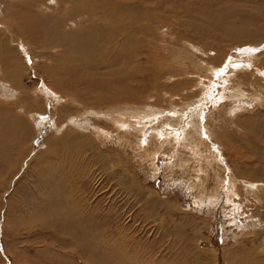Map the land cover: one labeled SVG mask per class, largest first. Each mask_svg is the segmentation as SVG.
Returning a JSON list of instances; mask_svg holds the SVG:
<instances>
[{
    "label": "rangeland",
    "instance_id": "1",
    "mask_svg": "<svg viewBox=\"0 0 264 264\" xmlns=\"http://www.w3.org/2000/svg\"><path fill=\"white\" fill-rule=\"evenodd\" d=\"M9 1L0 0V58L18 51L23 104L7 114L17 101L0 78V120L20 116L25 132L15 138L22 155L14 144L0 149V264H236L264 251V199L244 201L236 216L226 204L230 181L264 184V104L253 96L264 89L246 79L253 86L235 101L225 90L233 84L221 81L228 69L260 77L254 58H264V0L143 5L151 27L142 50L172 70L157 84L145 72L133 75L135 102L124 104L117 70L139 62L89 59L66 68L59 49L13 42L3 28ZM218 51L226 53L222 66L207 65L219 62ZM165 93L175 95L170 103ZM140 96L147 98L137 103ZM67 118L82 127L65 130ZM198 190L215 191L217 204Z\"/></svg>",
    "mask_w": 264,
    "mask_h": 264
},
{
    "label": "bare ground",
    "instance_id": "2",
    "mask_svg": "<svg viewBox=\"0 0 264 264\" xmlns=\"http://www.w3.org/2000/svg\"><path fill=\"white\" fill-rule=\"evenodd\" d=\"M153 1L154 0H10L8 9L11 10V12L7 17V21L3 24V28L6 31L10 30L12 35L16 36V39H14L13 42L18 43V45L21 43H25L27 45L29 44L30 46L32 44H40L42 47L49 48L52 46V48H55L56 50L59 49V54L61 56H66V58L63 59L64 61H67V63H65L64 65V67L66 68L69 67V63L72 64L71 67H74L75 64H83L89 66V59H97L98 66L106 65L105 63L109 62L110 60L112 64L116 66L120 63H125L129 66L134 61H136L137 63L139 62L137 64V67L134 66L135 68H132L130 70L127 69L124 71V68L117 70V72L121 73L119 74V77H116L115 81V85H117L118 87V89H116L118 93L120 92L121 94V97L119 98V100H117V102H130L134 101V95L133 89L128 85V81L135 79L133 75H135L139 71L145 72V74L150 75L153 81L157 84L159 78H165L167 74H171L170 71L172 70V67L168 68L166 71L163 70L162 68L164 64L161 65L162 60L160 61L161 63L156 64L154 59L147 57V54L142 50L143 47H147V44L141 38V36L143 35L142 32L146 31L148 33L151 26L147 25V23L150 22L148 21L149 18L147 17V11L150 9H146L147 11L145 12H140V8H144L145 6L143 5H147L150 3L153 4ZM78 18H84L83 22L79 21ZM102 20L104 21L103 28L101 25H97L98 23H101ZM142 21L146 23V27L142 26ZM79 22L81 23L79 24ZM87 22L89 23V26L82 25L83 23ZM71 23H78L81 26H79L78 29H69V24ZM140 32L141 35H139ZM3 49L4 48L0 50V56ZM16 52L18 51L10 50L8 52L5 49L4 57L2 59L0 58V78L10 85V90L13 93L10 96L7 95V97H9V99H11L12 101H17V103L13 104L12 106H7V109L10 110L7 111V114L12 113L11 110H14L13 107H17V105L23 104V100L21 98L22 95L20 91L17 90L18 81L20 80L18 78L20 77L18 76V69L19 66H21V60L19 58V54ZM218 53V59H220L219 62H217V60H214V58L209 59L206 64L213 65L215 67L222 66L221 61L226 57V53L222 51H218ZM262 55L263 54L254 58L255 61H257V63L255 62V66H257V68L260 70V77H256L254 75L256 77L255 78L252 75H248L245 73L234 75V69V72H229V69L224 72V77L221 78V81L226 79L229 83L228 85L233 84L232 88H230V86H227V88L225 89L226 91H230L231 95L229 97H232L235 101H240L242 95L244 93H247V90L253 86L247 82L246 79L249 78H253L255 79V82L260 83L259 85L261 86H256V88L259 87L260 91H263L264 84H262L261 82H264V58H260ZM138 57H143L145 59V62L143 63L145 67H143V65L141 67L139 66L141 65V61H137ZM175 63V67L181 64L178 62ZM234 66L235 65L233 63V67ZM237 66L238 65H236L235 67L237 68ZM207 73H209V70H207ZM239 87H241V89ZM154 88V91L158 92L157 85L154 86ZM7 93H10V91H7ZM262 94L263 93L258 94L256 91L255 95H253L255 100H258L260 104H264V95ZM165 95L168 96L167 101L169 103L171 99L175 97V95L172 94L165 93ZM50 96V99H52L53 102H61L59 100L60 96L57 97L54 93H51ZM150 97H152V94ZM188 97L189 96H186L187 99L183 98V100H188ZM146 98L140 96L138 99H136V102L142 103L143 99ZM156 98H158V100H160L162 103L167 104L162 101V98L160 99V97L157 96L155 97V99ZM1 114L2 113L0 111V115ZM2 118H4V120H0V149L4 148L6 145L14 144L16 150L20 151V154L22 155V143L18 139H15L16 137L21 138L22 136H24L25 131H23L22 128L19 131L17 128V125L22 122V119L20 118V116H14L12 120H10V118H8V115H6V117L2 116ZM66 121L68 122L64 126L65 130L71 127H77L79 129L82 127L78 122H75L72 119L68 120L67 118L65 122ZM243 124L244 121L242 125ZM86 125H88V121H86ZM57 128L58 127H56V129ZM14 135L16 136L14 137ZM198 143L201 144V141L198 140ZM195 144L198 150L197 142H195ZM195 155L200 158L199 161L204 159V157H202L200 153H196ZM209 156L212 157L211 155ZM236 183V180L230 181L228 188H226V204L232 206L233 209L231 210V212L233 216H236V214H238L241 210L244 211V208L248 207H245L246 204H244V201H246L249 205H253L254 202H251L252 200H257L258 202H260L264 199V184L242 182L243 186L237 187ZM195 188L197 187H194L193 189ZM198 192L200 194V200L205 201L206 204H217L218 197L215 191L209 193L207 191L201 192L198 190ZM205 202H203V204H205ZM51 215H48L47 217H50ZM253 248L254 247H252V249ZM258 251L263 250L259 248ZM252 257L253 261L243 260L239 262L238 258H236L235 261L237 262L236 264H264V251L261 254L257 253L255 257Z\"/></svg>",
    "mask_w": 264,
    "mask_h": 264
}]
</instances>
